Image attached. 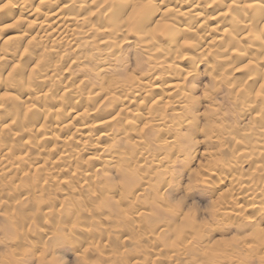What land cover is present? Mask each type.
Here are the masks:
<instances>
[{
	"label": "clouds",
	"instance_id": "obj_1",
	"mask_svg": "<svg viewBox=\"0 0 264 264\" xmlns=\"http://www.w3.org/2000/svg\"><path fill=\"white\" fill-rule=\"evenodd\" d=\"M0 264H264V0H0Z\"/></svg>",
	"mask_w": 264,
	"mask_h": 264
}]
</instances>
